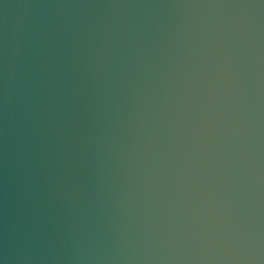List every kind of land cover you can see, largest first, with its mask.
I'll return each mask as SVG.
<instances>
[{
    "label": "water",
    "instance_id": "95a60500",
    "mask_svg": "<svg viewBox=\"0 0 264 264\" xmlns=\"http://www.w3.org/2000/svg\"><path fill=\"white\" fill-rule=\"evenodd\" d=\"M0 264H264V0H0Z\"/></svg>",
    "mask_w": 264,
    "mask_h": 264
}]
</instances>
